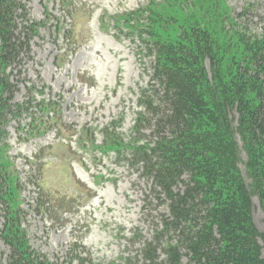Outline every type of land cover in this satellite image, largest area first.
<instances>
[{
  "label": "trees",
  "instance_id": "1",
  "mask_svg": "<svg viewBox=\"0 0 264 264\" xmlns=\"http://www.w3.org/2000/svg\"><path fill=\"white\" fill-rule=\"evenodd\" d=\"M168 2L173 8L147 9L146 26L140 25L145 9L134 24L154 58V84L142 91L123 158L152 181L169 209L144 245V264H264V231L253 220L254 197L264 213V33L240 27L225 0ZM40 27L25 1L0 0V239L9 250L0 264H56L30 246L23 184L8 143L9 127H22L24 115L32 116L28 137L65 130L54 101L36 105L41 117L29 113L33 95L43 94L35 85L28 87L29 101L13 102L15 72L31 59ZM242 152L250 184L240 171ZM35 210L56 214L46 194ZM76 260L94 264L77 255L70 264Z\"/></svg>",
  "mask_w": 264,
  "mask_h": 264
},
{
  "label": "rangeland",
  "instance_id": "2",
  "mask_svg": "<svg viewBox=\"0 0 264 264\" xmlns=\"http://www.w3.org/2000/svg\"><path fill=\"white\" fill-rule=\"evenodd\" d=\"M23 1L41 27L31 43V59H24L19 75L15 72L19 86L13 102L29 101L33 84L43 94L33 95L29 113L41 117L36 105L54 101L65 127L62 133L28 137L30 115H24L22 127L18 122L9 127V155L23 184L28 213L23 226L30 246L56 264H70L76 255L94 264H125L122 259L144 264V245L153 241L169 209L152 181L123 158L142 91L154 84V58L134 24L145 9L140 25H147L153 3L165 10L173 7L168 0ZM225 1L240 27L253 35L264 33V0ZM125 16L130 22L120 21ZM145 135L150 138L151 131ZM241 158L240 171L250 184L244 152ZM41 194L54 202L52 217L35 210ZM253 207L254 223L262 232L258 198H253ZM8 253L0 239L3 263Z\"/></svg>",
  "mask_w": 264,
  "mask_h": 264
},
{
  "label": "bare ground",
  "instance_id": "3",
  "mask_svg": "<svg viewBox=\"0 0 264 264\" xmlns=\"http://www.w3.org/2000/svg\"><path fill=\"white\" fill-rule=\"evenodd\" d=\"M260 163V162H259ZM253 164V163H252Z\"/></svg>",
  "mask_w": 264,
  "mask_h": 264
}]
</instances>
